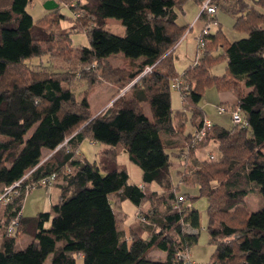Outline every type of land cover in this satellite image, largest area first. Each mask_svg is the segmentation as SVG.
<instances>
[{
	"label": "trees",
	"instance_id": "trees-1",
	"mask_svg": "<svg viewBox=\"0 0 264 264\" xmlns=\"http://www.w3.org/2000/svg\"><path fill=\"white\" fill-rule=\"evenodd\" d=\"M30 1L0 5V77L13 68L18 71L0 83V190L23 178L18 192L0 208L4 227L0 264H45L50 254L51 264H78V259L82 264H185L176 253L198 241L199 233L185 228H200L201 213L179 201L175 190L181 183L196 188L197 195L189 198L192 202L201 195L208 198L207 228L216 248L209 261L199 264H264V202L256 210L243 204L254 187L264 201V13L260 10L264 0H210L237 16L236 27L246 34L231 40L221 28L203 33L196 63L182 72L176 69L174 51L190 27L179 20L189 0H58L75 2L83 16L93 20L87 30L90 43L78 46L79 58L83 66L98 64V68H82L84 89L79 95L61 72L22 71L26 59L47 54L44 43L56 39L53 31L35 23L27 9ZM53 10L47 21L60 24L64 15ZM108 17L121 19L123 35L105 27ZM199 17L206 19L205 24L217 21L207 10ZM67 39L72 41L71 33ZM113 57L129 60L131 66L119 68L110 63ZM220 61L227 66L216 74L212 67ZM148 65L151 69L146 70ZM98 71L126 91L94 115L89 97L99 85ZM177 77L189 88L181 92L183 108L174 110L171 87ZM210 83L237 96L235 106L247 124L227 127L212 122L205 141H219L221 156L188 171L187 160L198 146L192 144L193 136L206 119L199 102ZM186 125L190 128L185 144L179 145L177 136ZM84 138L104 145L98 159L78 153ZM45 149L51 153L43 158ZM122 151L141 167V185L130 182L126 165L118 159ZM172 153L186 156L187 162L177 168L176 183ZM52 173L54 183L61 180L58 201L49 210L23 215L30 185ZM217 176L222 189L210 185ZM153 185L171 190L168 204L160 218L148 221L146 236L133 230L129 238L118 227L111 195L141 207L157 193ZM15 217L18 224L8 234L7 226ZM23 233L31 240L16 248ZM152 248L166 251V258L151 259Z\"/></svg>",
	"mask_w": 264,
	"mask_h": 264
},
{
	"label": "rangeland",
	"instance_id": "rangeland-1",
	"mask_svg": "<svg viewBox=\"0 0 264 264\" xmlns=\"http://www.w3.org/2000/svg\"><path fill=\"white\" fill-rule=\"evenodd\" d=\"M84 0H81L83 2ZM44 0H32L28 4L27 9L33 15L35 23L41 22L42 26L45 27L48 31H53L56 39L54 42H47L44 43L45 47L49 52L47 54L35 56L28 58L22 64V71H42V72H61L64 76L68 78V83L75 87L76 94L79 95L80 90L84 89V85H82V81L80 76L82 75V68L85 67L86 70H95L98 68V64H89L83 66L80 58H79V47L82 45H89L90 38L87 32L88 28L93 25V20L89 17L83 16L84 12L79 8L78 4L75 2H64L58 1V6L56 7L59 13L63 14L64 16L60 19V24L56 23L55 21H47L49 17L53 14V9H47L44 6ZM8 3V0H0V5ZM232 3V2H231ZM185 11L186 13L183 14L180 11L179 20L185 24H189L193 22L195 17L199 15L202 11V4L194 2L193 0H189L185 4ZM55 9V8H54ZM260 10L264 13V7L260 8ZM217 21L214 23L211 22V32L215 33L218 28H221L225 33V36L228 39H235L243 35H240L238 28L236 27L237 16H234L232 13L227 11L224 8H219L218 12L216 13ZM47 21V22H45ZM206 22V19L201 17L199 22L193 27L192 31L190 32L189 36L181 42V44L175 50V66L177 71L182 72L186 67L189 65L195 64L198 57L196 58V49H197V42H198V34L200 32V27ZM110 31L123 35L125 33V26L123 25L121 19L116 17H108L107 23L105 26ZM71 33L72 41L70 42L67 39V35ZM57 34V35H56ZM73 44V45H72ZM76 46V47H75ZM113 65L120 67H128L131 66L129 60H124L121 57H113L110 61ZM218 64V65H217ZM216 66V67H215ZM227 66L226 61H220L216 63L212 70L216 74L224 73ZM133 67V65H132ZM17 68H13L12 71L8 74V76L1 78L0 83L4 82L7 83L11 78V75L17 74ZM97 79L99 81V85L97 86L98 91L102 88L99 87L102 85L103 87L109 86V81L104 79V75L101 71L96 73ZM113 84V83H112ZM117 85L118 84H114ZM96 88V89H97ZM96 91V90H95ZM97 91V92H98ZM126 91V88L120 90L118 93L114 94V97L118 94L121 95ZM220 90L218 86L214 83L208 84L203 92V98L199 102V106L205 111L206 118H209L212 122L220 123L224 126H232L240 125L234 123L231 118V109H233V105L225 104L220 101ZM91 94V101H92V110H96V96L98 93ZM117 96V97H118ZM171 96H172V107L174 110H179L183 108V98L181 91L174 87H171ZM116 97V98H117ZM115 98V99H116ZM114 101V100H113ZM113 101L109 104L111 105ZM224 105L228 108L223 113L218 111L219 105ZM108 105V106H109ZM107 106V107H108ZM233 106V107H232ZM106 107V108H107ZM106 108L102 109L105 110ZM146 112L149 116H151V111L149 105L146 104ZM188 118H191V112L187 111ZM189 125L184 126V129L181 130V133L177 136L179 139V145L182 143L185 144V133L189 129ZM206 139V138H205ZM205 139L203 141H205ZM200 143V142H199ZM197 143L196 153L198 150L203 146H208L206 149L201 150L202 153L200 156H196V154L191 157L187 164V170L191 171L195 168L197 163L203 160H212L214 162L218 161L219 157L221 156V151L219 149L220 142L214 139L207 140L204 142L203 145ZM103 144L99 141L91 142L90 138H86L85 141L81 144V156L88 158L91 161L98 159V155L100 150L103 148ZM50 151L45 149L43 152V158H46L50 155ZM175 161L173 163V180L174 183L180 179V174L177 173V168L181 167V164L184 163L186 156H182L178 158L176 153H172ZM119 162L125 164L129 175H130V182H139L142 178V169L139 165L134 163L130 160L127 154L119 155ZM126 157V158H125ZM199 159V160H196ZM121 160V161H120ZM202 160V161H203ZM186 162V161H185ZM187 163V162H186ZM182 174V173H181ZM225 179V178H224ZM211 187L220 188L223 185V182L220 177H215L210 180ZM45 187L49 186H35L30 188L24 197L23 203V213L25 215H36L39 211H46L49 210L48 202L50 201L49 195ZM188 187V188H187ZM153 188L157 189V193L153 195L152 198L146 199L141 207H138L134 204L131 200L126 199L121 201L116 193L111 195V200L114 205L115 211L118 216V227L123 231V233L131 238L132 231H141L142 235L146 236L148 231L147 226L149 225L148 221L154 217L155 219L161 217V213L165 210L166 205L169 201V195L171 190H166L165 192L157 185H153ZM222 189V188H220ZM3 191L0 190V193ZM174 191V189L172 190ZM180 196V202H186V200L192 203L196 208L199 209L201 213V226L198 229L191 228L190 226L186 227L185 229L189 232H198L199 238L198 241L191 246L190 249L184 251L186 256L196 261L197 263L207 262L210 260L213 252L215 251L216 245L215 243L210 242V235L207 228L208 225V198L205 195L198 196L192 202L191 198L193 193H196L197 190L195 187L185 186V184H179V187L175 190ZM183 198V199H182ZM263 195L261 192L254 187L251 192L245 197L243 200V204L249 210H256L261 208L263 204ZM180 205L179 202H177ZM191 205V206H192ZM148 214V217L145 216ZM146 221V222H145ZM148 222V223H147ZM4 227H0V233L2 234ZM29 240L25 236H20L16 242V248H23L28 244ZM166 251H163L159 248H152L148 256L154 260H163L166 258ZM51 257L50 254L45 261V264H51ZM186 257V258H187ZM78 264H82V260L78 259Z\"/></svg>",
	"mask_w": 264,
	"mask_h": 264
},
{
	"label": "built area",
	"instance_id": "built-area-1",
	"mask_svg": "<svg viewBox=\"0 0 264 264\" xmlns=\"http://www.w3.org/2000/svg\"><path fill=\"white\" fill-rule=\"evenodd\" d=\"M202 10H207V12L209 13L210 16H214L217 13L218 8H217V5L211 3L210 0H204L202 2ZM214 23H216V21H214ZM210 31H211V22L205 24L202 31L198 35L199 52L202 50V48L204 46L203 33H209ZM149 69H151L150 65H148L146 67V70H149ZM172 87L179 89L181 92L189 88V86L186 85V83L182 77H177L176 79H174L172 82ZM226 110H228V108L225 107L224 105L218 106V111L220 113H223ZM231 118H232L234 123H237L240 125L247 124V121H246V119L243 115V112L239 106H235V107H233V109H231ZM211 124H212V122L210 120L205 119L204 125L201 127V129L196 131L194 136H193V139H192L193 145L203 141L206 138L208 128L211 126ZM22 179L16 181L12 185L5 186L3 188V191L0 193V208L3 204H6L10 200V198L12 197L13 194H16L18 192V186L21 185ZM55 179H56V174L52 173L48 176L43 177L37 183L31 184L29 188H33V187L38 186V185L51 186V185H53ZM185 204L187 206L192 205V203L187 201V200H186ZM175 206L179 207V205L177 203L175 204ZM18 220H19L18 217H15L10 221V223L7 226V233L8 234L12 233L15 230V228L18 224ZM176 254H177V259L182 260L185 264H199L196 261L189 259L186 256V254L184 253V251H179Z\"/></svg>",
	"mask_w": 264,
	"mask_h": 264
},
{
	"label": "crops",
	"instance_id": "crops-1",
	"mask_svg": "<svg viewBox=\"0 0 264 264\" xmlns=\"http://www.w3.org/2000/svg\"><path fill=\"white\" fill-rule=\"evenodd\" d=\"M45 1V0H44ZM57 1V0H56ZM10 2V0H8V3ZM218 12V11H217ZM200 15V14H199ZM199 15H197L196 17H195V19L193 20V22H191L189 25H190V27H189V29L186 31V33L184 34V36H183V38L181 39V41L178 43V45L176 46V49H177V47L181 44V42L183 41V40H185L188 36H189V34H190V32L192 31V29H193V27L199 22V20H200V17H199ZM216 15V14H215ZM205 26V23L200 27V32L202 31V29H203V27ZM212 27V26H211ZM200 32H199V34H200ZM211 32V31H210ZM239 33H240V35H245L246 33H244V32H241V31H239ZM198 34V35H199ZM197 38H198V36H197ZM199 46H198V42H197V49H196V58H197V56H199V48H198ZM175 49V50H176ZM174 53H175V51H174ZM174 57H175V54H174ZM218 65V64H217ZM216 67V66H215ZM187 68V67H186ZM185 70V69H184ZM108 85L109 86H102V85H100L99 87H101L102 89L100 90V91H98V88L96 89V91L93 93V94H95L97 91V96H96V110H92V101H91V96L89 97V101H90V106H91V110H92V112L94 113V115H96V114H98L99 112H101L102 111V109H104V108H106L117 96H118V94H120L121 92H122V90L120 91V93H118V91H119V87L117 86V85H114V84H112V83H108ZM220 93V101L221 102H223V103H225V104H230V105H233V106H235L236 104H237V101H238V98H237V96L233 93V92H231V91H228V90H220L219 91ZM115 93H118L115 97H114V94ZM222 105V104H221ZM232 106V107H233ZM150 111H151V109H150ZM151 115H152V113H151ZM206 119H208V120H210L209 118H206ZM211 121V120H210ZM212 122V121H211ZM85 139L86 138H84L83 140H82V142L80 143V145H79V147H78V153L79 154H81V149H80V146H81V144L85 141ZM91 140V142H94L95 140H93V139H90ZM206 147H208V146H203V147H201L199 150H198V152L196 153V156L198 157V156H200L201 155V153H202V151L201 150H204V148L206 149ZM123 154H127L128 155V153L126 152V151H122V152H120V154L119 155H123ZM119 155H118V159L120 158L119 157ZM83 157V156H82ZM83 158H86V157H83ZM126 158V157H125ZM204 158H202L201 159V161L203 160ZM196 160H199V159H196ZM121 161V160H120ZM125 165V164H124ZM59 183H61V180H58L56 183H54L53 185H51V186H49V187H45L46 188V190H47V193H48V195H49V199H50V201L48 202L49 204H48V206H49V208L51 207V205L53 204V203H56L57 201H58V199H59V196H60V194H61V190H60V187H59ZM137 184H139V185H141L142 184V178H141V181H139V182H137ZM188 188V187H187ZM196 193H193V195H195ZM40 212V211H39ZM22 214L23 215H25L24 213H23V209H22ZM3 233H4V230H3V232H2V234L0 233V246L2 245V242H3ZM20 236H25V237H27L28 238V240L30 241L31 240V237L29 236V235H27V234H25V233H23V234H21ZM19 236V237H20ZM154 260V259H153Z\"/></svg>",
	"mask_w": 264,
	"mask_h": 264
},
{
	"label": "water",
	"instance_id": "water-1",
	"mask_svg": "<svg viewBox=\"0 0 264 264\" xmlns=\"http://www.w3.org/2000/svg\"><path fill=\"white\" fill-rule=\"evenodd\" d=\"M44 6L47 9H54L58 6V2L56 0H45Z\"/></svg>",
	"mask_w": 264,
	"mask_h": 264
}]
</instances>
